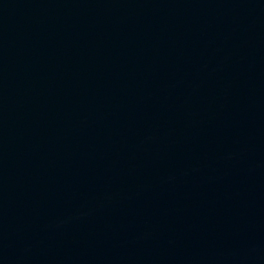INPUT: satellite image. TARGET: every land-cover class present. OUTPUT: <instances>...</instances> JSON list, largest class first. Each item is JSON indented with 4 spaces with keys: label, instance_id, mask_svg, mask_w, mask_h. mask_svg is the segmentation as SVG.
<instances>
[{
    "label": "water",
    "instance_id": "1",
    "mask_svg": "<svg viewBox=\"0 0 264 264\" xmlns=\"http://www.w3.org/2000/svg\"><path fill=\"white\" fill-rule=\"evenodd\" d=\"M0 264H264V0H0Z\"/></svg>",
    "mask_w": 264,
    "mask_h": 264
}]
</instances>
